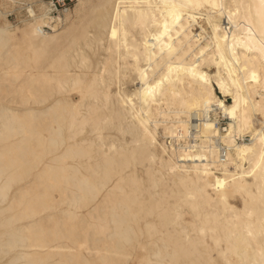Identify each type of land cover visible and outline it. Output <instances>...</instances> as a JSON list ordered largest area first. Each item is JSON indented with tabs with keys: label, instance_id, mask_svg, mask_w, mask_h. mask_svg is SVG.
Listing matches in <instances>:
<instances>
[{
	"label": "bare ground",
	"instance_id": "bare-ground-1",
	"mask_svg": "<svg viewBox=\"0 0 264 264\" xmlns=\"http://www.w3.org/2000/svg\"><path fill=\"white\" fill-rule=\"evenodd\" d=\"M25 4L0 24V264H264V0H108L89 23L77 0L66 28Z\"/></svg>",
	"mask_w": 264,
	"mask_h": 264
},
{
	"label": "rangeland",
	"instance_id": "rangeland-1",
	"mask_svg": "<svg viewBox=\"0 0 264 264\" xmlns=\"http://www.w3.org/2000/svg\"><path fill=\"white\" fill-rule=\"evenodd\" d=\"M19 3H16L15 5L13 4L12 6H8L6 8H8V11L6 12V15H0L2 16V20L0 18V24H4V22H8L10 25H12L13 27H17L20 26L22 27L24 25V20L25 18H27V5L25 4V0H19ZM39 1V0H38ZM47 1V0H45ZM108 0H86V4H85V8L89 11V15L88 18L85 19L86 22H93L95 20H99V16H98V11L97 9L99 8V6L105 5V3ZM22 3V4H20ZM77 3V2H76ZM26 5V6H25ZM10 7V8H9ZM76 7V4L74 6V8ZM74 8L71 10V12L73 13V16L71 17L70 20H66L64 22V28L68 27L70 22L77 17V13L75 14ZM5 9V8H4ZM214 14L216 12L210 9H206V8H201L199 10H195L194 12V18L195 21L192 20L191 22L193 23V27H192V31L193 33L197 34L199 32L202 33V42L205 44L207 43L208 40H210L211 36L213 37V29H212V25L207 17L206 14ZM21 14V15H20ZM62 15V14H60ZM64 17V15H62ZM106 21V22H105ZM104 21V23H106V28H104V31H107L108 23L110 21V18L106 19ZM49 29H47V28ZM45 29L46 30H51V28L49 26H46ZM20 34V33H19ZM139 36V34L137 35ZM215 72V69H210V73L211 75H213ZM134 80L136 79V75H133ZM136 81H131V79L127 78L125 80V84L122 85L123 88H125L126 90H128L129 92L133 93L135 91V89L137 88V84ZM213 83L214 86L216 87V92L218 97H220L221 99H223V101H225V103H232L233 100L231 99L230 96H223V93H221V91L217 88V84L215 79L213 78ZM258 117L261 119V115H258ZM217 126L220 127L221 130H225V128L228 125V119H226L225 117L221 116L220 121L216 123ZM162 131V129H161ZM251 137L247 136L246 139L249 140ZM163 136L160 134V141H163ZM131 264H136L135 263H131Z\"/></svg>",
	"mask_w": 264,
	"mask_h": 264
},
{
	"label": "built area",
	"instance_id": "built-area-1",
	"mask_svg": "<svg viewBox=\"0 0 264 264\" xmlns=\"http://www.w3.org/2000/svg\"><path fill=\"white\" fill-rule=\"evenodd\" d=\"M47 1L50 4L51 15H59V14L63 15L66 12H69L74 8L77 2V0H47Z\"/></svg>",
	"mask_w": 264,
	"mask_h": 264
}]
</instances>
